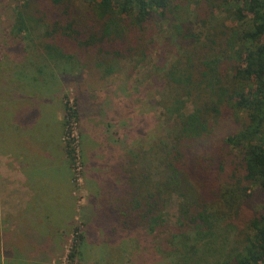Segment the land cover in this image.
<instances>
[{
    "label": "trees",
    "instance_id": "trees-1",
    "mask_svg": "<svg viewBox=\"0 0 264 264\" xmlns=\"http://www.w3.org/2000/svg\"><path fill=\"white\" fill-rule=\"evenodd\" d=\"M185 1L18 0L6 34L47 61L84 63L110 75L120 61L145 60L158 26ZM198 5L204 12L195 21L210 30L165 73L175 119L160 160L164 175L154 180L139 168L125 178L111 207V231L153 234L175 195L163 255L176 257L175 264H264V201L256 202L264 193V0ZM215 9L225 10L221 21H214ZM190 96L192 110L180 113ZM77 122L66 99L63 130ZM63 148L72 165L74 148L69 142ZM73 232L68 264L82 241Z\"/></svg>",
    "mask_w": 264,
    "mask_h": 264
},
{
    "label": "rangeland",
    "instance_id": "rangeland-1",
    "mask_svg": "<svg viewBox=\"0 0 264 264\" xmlns=\"http://www.w3.org/2000/svg\"><path fill=\"white\" fill-rule=\"evenodd\" d=\"M17 3L18 0H0V124L4 121L6 131L0 135V152L14 155V159L20 154V145L11 142L7 119L13 111L23 112L27 106L23 102L24 97L31 104H37L43 99L46 89L52 94L58 90L56 99L59 108L67 99L78 115V122L72 124L70 130L75 137L73 147L79 170L74 177L70 165V174L75 199L73 229H78L82 241L77 245L73 264H175L176 257L163 253L171 244L177 196H172L166 206L163 226L148 235L124 234L119 230L112 232L114 221L110 205L115 202L117 191L123 190L125 178L135 170H148L154 180L164 175L160 160L170 141L175 119L172 112L174 98L170 96V82L165 79V73L173 63L180 61V57H187L193 47L203 44L210 30V25L199 26L195 21L199 12H204L199 9L200 0H186L172 19L158 26L150 54L145 60L120 61L110 75H103L99 69L84 63L66 65L62 61H47L42 53L33 52V48L21 50L20 43L16 44L6 34L12 23V7ZM225 8L230 9L229 6ZM210 11L214 13V21H221L226 16L225 10ZM36 57L42 61L39 68H36L38 64L27 63ZM16 70L25 72L28 82H31L27 79L28 75H33L30 80H36L37 75H41L40 79L48 87L43 89V94L36 89L34 96L22 88V101L18 98L12 103L2 92L12 88L9 86L11 82H8L11 78L14 80ZM20 84L21 81L18 82ZM193 98H183L180 113L192 110ZM63 131L62 127L58 138L62 146ZM52 139L53 136H48V140ZM117 171L120 172L119 177L114 174ZM99 184H102L100 189L105 184L106 189H115V193L103 191L100 194L97 190ZM259 201H264V193L256 198V202ZM73 237V230L65 235L58 251L53 249L49 264H68L66 255ZM32 243L30 241L29 249H21L19 259L29 264L35 259L44 264L46 256L41 255V251L45 249L32 246ZM0 245H3L2 239Z\"/></svg>",
    "mask_w": 264,
    "mask_h": 264
},
{
    "label": "crops",
    "instance_id": "crops-1",
    "mask_svg": "<svg viewBox=\"0 0 264 264\" xmlns=\"http://www.w3.org/2000/svg\"><path fill=\"white\" fill-rule=\"evenodd\" d=\"M29 62L38 64L36 68L42 64L40 57L32 58ZM21 73L14 71V80L8 82H11L9 86L12 88L2 92L12 103L18 98L22 101V88L34 96L36 89H39V94H43V89L48 87L40 79L41 75H37L36 80H30L33 75H28L30 79H27L31 81L28 82L25 80L26 73ZM45 91L43 99L38 101L41 104H31L24 97L23 102L27 106L23 112L13 111L7 119L11 142L18 143L21 150L19 155H15L16 159L14 155L0 152V239L3 240V245H0V264H29L19 258L21 249L28 248L30 241L33 242L32 246L45 249L41 255L43 253L46 256L44 264H49L53 251H58L65 235L74 228L75 199L70 164L63 146L58 142L62 132V107L59 108L56 99L58 90L54 94L48 93V89ZM4 132L2 121L0 135ZM49 134L53 136L52 141L48 140ZM114 174L120 176L118 171ZM101 186L99 184L97 188L100 194L103 191L115 193V189L110 191L105 188V184L100 189ZM2 252L6 254L4 257L1 256ZM34 260H31L32 264L43 263Z\"/></svg>",
    "mask_w": 264,
    "mask_h": 264
},
{
    "label": "built area",
    "instance_id": "built-area-1",
    "mask_svg": "<svg viewBox=\"0 0 264 264\" xmlns=\"http://www.w3.org/2000/svg\"><path fill=\"white\" fill-rule=\"evenodd\" d=\"M68 106H71V104L68 103ZM72 107V106H71ZM74 124V123H70L69 124V127H67L65 130H64V134L62 135V141L63 143H66V142H69L71 147H73V143H74V138L73 137V132L71 129V125ZM74 148V147H73ZM74 153H75V148H74ZM71 169H72V174L75 176H77V172L79 170V167H78V163H77V155L75 153V159H74V162L73 164L71 165ZM76 172V173H75ZM76 174V175H75ZM74 180L76 181L77 179L74 178Z\"/></svg>",
    "mask_w": 264,
    "mask_h": 264
}]
</instances>
